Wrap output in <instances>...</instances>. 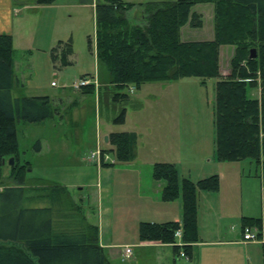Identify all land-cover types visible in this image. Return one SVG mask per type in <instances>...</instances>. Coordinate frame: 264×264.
<instances>
[{
  "label": "trees",
  "instance_id": "trees-1",
  "mask_svg": "<svg viewBox=\"0 0 264 264\" xmlns=\"http://www.w3.org/2000/svg\"><path fill=\"white\" fill-rule=\"evenodd\" d=\"M56 0H36L37 5H52ZM199 4L213 6V39L182 42L184 26L202 27L201 15L193 11ZM133 17V21L129 16ZM95 59L101 69L98 87H83L84 95L112 94L121 104L112 124L123 125L129 91H139L145 84L173 83L195 78L202 86L215 82L214 155L220 163L248 160L258 169L264 183V0H176L127 3L105 0L95 4ZM91 51V41L88 39ZM230 46L233 55L229 74L220 72V48ZM254 49L255 59H250ZM13 40L0 34V264H111L98 242V228L88 223L82 199L76 200L60 184L26 186L28 162L18 159L16 122L42 123L60 117L59 105L47 96L13 98ZM71 41L58 42L51 50L52 63L70 64ZM99 69V70H100ZM91 77L90 75L81 76ZM105 91L103 92L102 91ZM259 90V97L249 92ZM110 149L118 163L135 159L137 135L120 132L108 134ZM12 158L9 180L5 186L2 161ZM103 165L102 167H111ZM152 179L163 182L160 198L164 203L181 200L180 222L138 225V240L175 245L174 234L181 230L182 249L187 254L198 241L197 194L216 193L217 175L192 182L180 179L171 163H155ZM24 202L46 203L26 207ZM261 228L255 218H243L242 227Z\"/></svg>",
  "mask_w": 264,
  "mask_h": 264
},
{
  "label": "rangeland",
  "instance_id": "rangeland-1",
  "mask_svg": "<svg viewBox=\"0 0 264 264\" xmlns=\"http://www.w3.org/2000/svg\"><path fill=\"white\" fill-rule=\"evenodd\" d=\"M10 1L11 9H8L6 0H0V29L8 30V19L14 20V35H11L14 50L12 97L47 96L54 99L61 91L67 93L65 102L59 105L62 127L54 128L59 121L58 117L37 124L16 122L19 162H28L31 165L26 175L27 187L89 181L94 168L88 157L99 146L95 144V135L99 141L108 131L132 129L141 132L139 137L144 159L177 164L186 178L197 181L213 175L221 177L222 173L227 176L240 173L245 177L250 176L253 181H260L257 178L258 169L248 160L231 164L220 163L215 159L216 80H207L205 86L200 84L199 79L190 78L173 83L145 84L139 91L132 89L125 105L124 126L112 124L122 106L112 100L111 93L102 95L99 102L96 93L82 98L73 89V85L84 75L96 78L98 83V72L101 69L95 59L94 8L96 3L105 0H56L52 5L42 7L37 5L36 0ZM122 1L141 4L176 0ZM193 11L201 15L202 27L194 29L184 26L180 30V40H212L213 6L199 4ZM129 18L133 21L131 15ZM88 39L91 41V51L88 48ZM69 40L72 44V54L68 57L70 64L60 67L58 63H52L51 50L58 42ZM232 55V47L220 48L219 64L223 76L229 74ZM18 82L24 87L20 88ZM52 82L57 85L56 88L51 87ZM255 95L259 96V90L249 92L250 97L254 98ZM73 102L75 104L71 106ZM167 128L170 131L166 130L164 133L163 129ZM149 150L155 153L148 155ZM109 158L115 163L113 169L119 167L120 163L116 162L112 154ZM4 162L2 177L4 185L10 186L12 182L8 177L11 167L7 160ZM2 189L0 187V191ZM70 190L76 200H84L88 191H78L77 187H71ZM260 196L261 190H253V201H259ZM45 205L44 202H24L26 207Z\"/></svg>",
  "mask_w": 264,
  "mask_h": 264
},
{
  "label": "crops",
  "instance_id": "crops-1",
  "mask_svg": "<svg viewBox=\"0 0 264 264\" xmlns=\"http://www.w3.org/2000/svg\"><path fill=\"white\" fill-rule=\"evenodd\" d=\"M5 4L8 9L9 7L11 9L10 0H6ZM15 11L19 13L18 10ZM7 22L10 27L8 30L0 29V34H8L13 37L14 20L8 19ZM18 85L20 88L24 87L19 82ZM56 87L57 85L52 88ZM62 89L65 90L63 87ZM77 93L82 98L85 97L81 91H77ZM57 96L51 100L55 105H60L65 102L67 93L61 91ZM258 97L255 95L254 98ZM74 104L75 102L71 103V106ZM61 114L59 115L60 118L58 117L57 126L54 127L56 129L62 127ZM125 124L126 120L123 126ZM166 130L170 131V128L163 129V132L165 133ZM137 131L136 129L108 131L102 135L101 141H98V137L95 135V144L99 145L98 148L107 150L110 149V146L108 142L105 143L104 138L108 134L135 133L138 137L136 156L132 162L120 163L119 167L114 169L112 168L113 165L111 167H97L95 164H91L94 171L89 181L60 184L68 190L71 187H77L78 191L88 189L84 200L82 199L86 208V219L88 223L97 226L99 245L106 252L110 263L264 264V183L260 179L259 182L253 181L250 176L245 177L240 173L229 176L222 173L219 177L220 188L218 192H199L197 194L198 241L190 245L187 254L182 249L175 250V245L140 242L138 240V225L140 223L180 222L182 205L180 199L171 203L161 201L160 194L163 182H156L151 176L152 166L157 161L144 159L141 153V138L139 137L141 132L138 133ZM154 153L150 150L147 151L148 155ZM175 166H177L179 178H186L181 173L179 166L177 164ZM211 173L216 174L217 172ZM188 179L192 182L199 181H194L192 178ZM253 190L256 192L261 190L259 201L258 199L253 201ZM243 218L260 220V229L251 226L258 233L255 242L245 243L242 241ZM127 248L131 250V254L124 259ZM182 251L187 258L180 257Z\"/></svg>",
  "mask_w": 264,
  "mask_h": 264
},
{
  "label": "built area",
  "instance_id": "built-area-1",
  "mask_svg": "<svg viewBox=\"0 0 264 264\" xmlns=\"http://www.w3.org/2000/svg\"><path fill=\"white\" fill-rule=\"evenodd\" d=\"M93 85L95 88L98 87L97 79L94 77H84L79 80L78 83L73 85V89L79 91L83 87H87ZM51 86H56L55 83H51ZM103 149L97 148V150L93 153H90L88 159L95 164L97 167H102L103 165H114V163L110 160L109 154L103 152ZM264 197V196H263ZM242 232V241L245 243L255 242L258 238L257 230L253 229L251 226H244L241 229ZM174 237L176 239L175 245L181 247L182 243L181 239V230L175 232ZM131 254V250L127 248L125 250L124 259L128 258ZM180 257L187 258L186 254L182 251L180 253Z\"/></svg>",
  "mask_w": 264,
  "mask_h": 264
},
{
  "label": "water",
  "instance_id": "water-1",
  "mask_svg": "<svg viewBox=\"0 0 264 264\" xmlns=\"http://www.w3.org/2000/svg\"><path fill=\"white\" fill-rule=\"evenodd\" d=\"M255 57H256V53H255V50L254 49H252V50H250V59H255ZM104 141H105V143H107L108 142V136H105V138H104ZM4 161H2V165H4ZM8 165L10 166V167H12L13 165H14V161H13V159L12 158H10L9 160H8Z\"/></svg>",
  "mask_w": 264,
  "mask_h": 264
}]
</instances>
